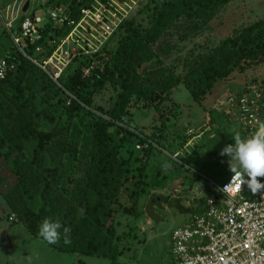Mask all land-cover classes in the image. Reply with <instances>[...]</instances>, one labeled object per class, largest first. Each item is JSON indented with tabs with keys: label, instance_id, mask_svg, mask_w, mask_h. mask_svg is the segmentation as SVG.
Here are the masks:
<instances>
[{
	"label": "rangeland",
	"instance_id": "374dc122",
	"mask_svg": "<svg viewBox=\"0 0 264 264\" xmlns=\"http://www.w3.org/2000/svg\"><path fill=\"white\" fill-rule=\"evenodd\" d=\"M61 1L62 8L65 2H70ZM164 1L87 0V7L78 9L79 18L86 14L98 23L89 28L90 19L85 18L77 31L71 33V14L63 11L70 28L59 38L49 30L61 25L47 20L50 8L45 5L47 0H31L26 14L32 11L38 15L48 35L44 37V45H40L41 52L33 50L29 55H25L29 46L23 40L14 42L16 30L7 31L4 27L9 15L0 14V57H7L5 60L11 66L6 71V81L0 82V113L10 110L17 117V124L23 118L16 109L20 100L13 86L17 54L30 63L23 81L39 113V125H28L32 129L30 138L17 134V147L31 168L26 193L18 188L11 165L0 158V264H108L103 258L58 249L73 250V235L66 236L63 229L69 228L73 216L82 212L80 203L87 196L95 125L109 120L107 114L115 101L117 86L111 81L108 61L124 35L122 24L130 22L139 28L146 27L152 8ZM85 9L88 12L84 14ZM18 18L19 15L13 25ZM79 18L72 22L75 24ZM262 21L264 0H231L203 15L180 17L137 55V73L144 83L150 84L169 74L181 79L222 40L236 37ZM253 36L258 43L256 50L264 51V26ZM43 57L44 61L39 62ZM92 75L105 81L97 93L89 96L88 104L83 105L65 85L69 83L77 90L79 80ZM262 86L264 52L256 63L241 61L230 67L197 99L179 84L158 105L147 107L131 101L122 122L108 127V137L128 169L110 221L119 251L118 264H172V231L185 225L203 200L211 196L204 180L220 183L231 173L228 157L219 154L226 145L235 143L234 137L239 132L235 116L229 119L224 115L228 99L248 87ZM38 126L46 138L42 147L37 146ZM128 131L139 133L156 147L149 152L134 149L135 138ZM136 178L141 193L133 204L131 182ZM19 196L29 202V208H40L33 236L19 220ZM174 200L187 211L177 210ZM46 218L62 225L55 244H48L39 236V225ZM66 238L70 243H65Z\"/></svg>",
	"mask_w": 264,
	"mask_h": 264
},
{
	"label": "trees",
	"instance_id": "16d2710c",
	"mask_svg": "<svg viewBox=\"0 0 264 264\" xmlns=\"http://www.w3.org/2000/svg\"><path fill=\"white\" fill-rule=\"evenodd\" d=\"M229 1L231 0H166L152 8L148 15L146 27L139 28L130 22L122 24L124 35L118 41L108 61V69L112 76L111 81L117 86L115 101L107 114L109 120H101L95 125L94 152L90 157V170L86 179L87 196L80 203L82 212L75 214L70 221V233L74 238L71 246L73 250L67 251L66 247L58 249L60 252H76L81 256L106 259L108 264H118L116 257L119 251L114 242L115 237L113 238L110 221L116 211L113 204L116 202V197L123 185L124 175L128 169L118 158L117 150L108 137L107 129L114 122H122L121 120L126 115L131 101L142 102L147 107L158 105L167 97V93L179 84H182L191 93L193 99H197L211 89L217 78L226 75L230 67L236 66L241 61L250 63L259 61L260 55L264 51L261 48V51L256 50L258 43L255 42L253 33L264 26V21L249 26L236 37L222 40L199 62L194 70L186 73L181 79L169 74L150 84L144 83L137 73V55L156 42L174 21L180 17L203 15ZM86 2L87 0L65 2L63 9L68 13L70 12L69 19L71 21H76L79 18L78 9L87 7ZM61 3V0H47L45 5L52 8L62 6ZM69 28L64 23L58 28L52 27L49 30H53L55 35L61 38ZM40 33L41 39L34 44L25 42L29 46L25 55L33 52L35 46L41 45L42 47L44 45V37L48 33L44 27ZM45 54L46 57L48 51ZM152 56L157 58L154 53ZM0 58L8 59L7 57L4 58V55ZM16 60L17 68L13 86L20 100L19 103L17 102L16 109L21 112L19 115H23V118L19 119L20 124H17V117L12 115L10 110L0 113V158L11 165L12 171L17 176L18 188L21 192L26 193L31 180V168L28 167V162L22 155L21 149L17 147L19 143L17 134L25 139L30 138L32 129L31 127L28 128V125H39V113L33 105L29 96L30 93L26 90L23 81L25 68L30 63L21 54H17ZM42 61H44V57L39 60V62ZM6 79L5 73L2 80L6 81ZM104 81L103 78L92 75L79 80L80 86L77 90L71 88L72 85L69 83L65 87H69L68 91L72 92L79 102L87 105L89 96L97 93L102 88ZM16 126H18V130L14 132ZM35 131L40 133L37 134V146H44L46 138L41 134L44 132L43 129L38 126ZM127 133L135 138V145L146 143L144 148L146 152L156 147L152 142L140 136L139 133L131 134L130 131ZM131 187L130 196L134 204L139 193H141L139 179H134L131 182ZM29 205V202L24 201L19 196V203L17 204L20 212L19 220L27 232L33 236L36 232L40 208H29ZM174 205L179 211H187V209L181 208L177 200H174ZM201 207L202 204L195 212H199Z\"/></svg>",
	"mask_w": 264,
	"mask_h": 264
},
{
	"label": "built area",
	"instance_id": "2783aa9c",
	"mask_svg": "<svg viewBox=\"0 0 264 264\" xmlns=\"http://www.w3.org/2000/svg\"><path fill=\"white\" fill-rule=\"evenodd\" d=\"M25 2L28 5L22 12ZM30 2L0 0V14L9 15L3 23L5 29L10 31L13 28L17 32L13 38L15 43L23 40L34 44L41 39L40 30L44 24H41L40 17L32 11L26 14ZM48 10L46 18L51 24L67 23L62 6ZM87 12L88 9L83 11L84 14ZM18 15L19 20L13 25ZM85 18L90 19L89 28L98 23L86 14L81 15L75 24L70 22L73 25L70 32L77 31ZM34 51L41 52V47L35 46ZM9 67L5 60L0 59V80ZM227 102L224 115L229 119L235 116L233 120L239 125L240 138L247 140L252 137L259 125L264 123V86L248 87ZM146 145L138 144L134 148L142 150ZM232 176L231 172L220 183L204 180L211 196L203 200L200 211L192 213L185 225L172 231V264H264V190L253 194L245 184L237 191L231 184ZM257 179L264 183V177Z\"/></svg>",
	"mask_w": 264,
	"mask_h": 264
},
{
	"label": "clouds",
	"instance_id": "9594fccd",
	"mask_svg": "<svg viewBox=\"0 0 264 264\" xmlns=\"http://www.w3.org/2000/svg\"><path fill=\"white\" fill-rule=\"evenodd\" d=\"M234 139V144L226 145L219 153L228 157L229 168L233 173L231 184L237 191L246 184L253 194L264 190V183L257 179L264 177V123L247 140H242L238 134ZM61 227L59 221L46 218L39 225V236L48 244H55L60 239ZM63 231L67 236L71 229L64 227ZM65 243H70V240L66 238Z\"/></svg>",
	"mask_w": 264,
	"mask_h": 264
},
{
	"label": "water",
	"instance_id": "95a60500",
	"mask_svg": "<svg viewBox=\"0 0 264 264\" xmlns=\"http://www.w3.org/2000/svg\"><path fill=\"white\" fill-rule=\"evenodd\" d=\"M27 5H28V3L25 2L24 5H23V7H22V12H24V11L26 10ZM156 51H157V50H155V53H156Z\"/></svg>",
	"mask_w": 264,
	"mask_h": 264
}]
</instances>
